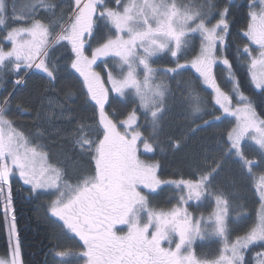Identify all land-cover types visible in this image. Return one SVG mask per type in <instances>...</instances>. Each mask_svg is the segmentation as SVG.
<instances>
[{"label":"snow or ice","instance_id":"6c2138e0","mask_svg":"<svg viewBox=\"0 0 264 264\" xmlns=\"http://www.w3.org/2000/svg\"><path fill=\"white\" fill-rule=\"evenodd\" d=\"M233 6L232 0H29L17 13L15 0H0V87L9 77L13 90L27 87L36 76L45 93H56L62 74L74 73L79 87L65 96L91 111L78 117L67 100L58 104L72 125L66 138L78 167L70 172L49 163L43 145L18 130L14 91L0 96V198L10 253L0 264H24L13 199L17 177L26 195L52 197L47 214L61 235L78 241L75 247L57 243L55 264H264V110L256 100L264 105V0H247L248 23L238 33L243 47H234ZM98 61L107 80L95 70ZM219 65L227 89L215 73ZM238 65L246 68V81ZM189 70L195 75L185 81ZM201 84L211 89L210 99L198 90ZM114 100L122 111H108ZM177 104L194 125L191 133L223 130L210 137L214 146L187 154V178L164 180L159 162L141 159V146L143 153L163 150V121ZM185 141L168 138L174 151ZM242 182L254 187L260 209L233 238L232 197L224 184ZM165 185L174 188L171 208L152 204ZM205 200L207 214L190 210ZM212 237L215 253L198 254L196 242Z\"/></svg>","mask_w":264,"mask_h":264},{"label":"trees","instance_id":"16d2710c","mask_svg":"<svg viewBox=\"0 0 264 264\" xmlns=\"http://www.w3.org/2000/svg\"><path fill=\"white\" fill-rule=\"evenodd\" d=\"M29 0H15V6L17 13H24L26 11V5ZM54 3L67 5L70 0H53ZM111 4L113 0H108ZM221 4L226 2V0H219ZM232 38L235 44H239L243 47L244 41L240 40L238 33L246 28L248 23L247 19V0H232ZM59 12V9H57ZM0 34H4L2 26H0ZM104 34L103 25L100 26V30L97 31L96 36L99 39ZM5 43L6 47L9 45ZM196 43L199 41L197 39ZM95 44V41H93ZM192 55V53H189ZM111 63V60H109ZM167 63L165 60H160L156 66H165ZM105 63L101 61L97 64L96 70L98 72H103ZM239 69V76L242 81L247 79L246 68ZM223 66L219 65L215 68V73L219 78V82L224 85L227 89L230 87L228 83L227 73L222 71ZM63 79L57 84L56 93H45L44 85L38 77L34 76L29 79L27 87L17 86L15 90L12 88V78L0 87V96L5 95L8 91H14V104L12 118L15 120L16 124L19 126L18 130H21L25 135L29 136L33 140V145H43L40 148L44 152H49L51 155V163L53 166H58L63 163L65 167L71 170L78 167V164L74 162L75 154L71 153V145L69 140L66 138L67 131L72 127L68 124L65 119L60 115L61 109L58 107L59 103H63L67 100V103L72 105L73 110L77 113L78 117L90 116V110H83L80 100L69 99L65 96L66 93H75L79 85L77 84V78L74 73L65 72L62 74ZM192 75H195L194 71L189 70L183 76V80L187 81ZM182 84L181 89L185 88ZM245 94L251 95L252 93L247 91L248 85L244 84ZM201 90L208 99L210 96L207 94L210 91L204 85H199ZM258 92V90H255ZM177 97H179V92H177ZM258 110H264V105H261L260 98L257 97ZM19 103L21 108H16V104ZM171 103V101H169ZM23 109V110H22ZM114 110H123L121 105L115 100L112 102L111 106L108 108L109 112ZM183 109L179 104L172 107L171 111L166 114L163 124V131L160 135V142L163 146L161 148H155L152 154L143 155L146 158H150L155 162H159L161 165L160 174L161 178L164 180L170 179H181L187 178L182 174L188 171V159L187 154L190 153L194 148H199L201 146L212 147L214 146V141L210 139L213 135H218L220 131L223 130V125L220 127H212L206 131H201L197 133H191L190 129L194 127L189 121L185 120L180 113ZM37 112H39V117H37ZM143 123V120H141ZM172 137L176 140L185 141L184 147L179 151H174L168 142V138ZM69 155L73 157L69 160ZM259 176L260 172L257 170ZM13 184V199L15 207V216L17 221V227L19 231L20 240L22 243L23 259L24 264H55V257L52 254L56 248L57 243L60 244L61 248L68 245L75 247L78 244L76 240H70L66 236L61 235L60 227L54 222L53 218L47 214V199L49 196H39L32 197L26 195L23 192L21 185L18 180L14 179ZM224 187L226 191L232 197L233 209L231 216L233 218L232 227L236 230L233 232V237L236 234H242V231L249 227L256 219L257 211L260 207L259 197L255 196L253 193L255 191L254 187L251 186L250 182H242L241 184L233 187L230 183H225ZM170 187H163L157 200V205L168 208L175 202V199H171L173 193H168ZM242 206V208H241ZM194 210V209H192ZM211 210L210 202L205 200L202 209L194 210L197 215L200 213L207 214ZM237 213H241V216H237ZM202 243L196 242L194 248L198 254H214L218 249V243H213L212 245H203ZM212 246V247H211ZM218 246L217 248H214ZM214 248V249H213ZM259 250V249H258ZM9 252L8 248V237L5 230L4 224V203L3 199L0 198V256H5ZM47 254V255H46Z\"/></svg>","mask_w":264,"mask_h":264},{"label":"rangeland","instance_id":"374dc122","mask_svg":"<svg viewBox=\"0 0 264 264\" xmlns=\"http://www.w3.org/2000/svg\"><path fill=\"white\" fill-rule=\"evenodd\" d=\"M178 2H182V3H187L188 2V0H178ZM9 47H10V45H9ZM101 61H98V63H100ZM97 63V64H98ZM97 66V65H96ZM96 66H95V70H96ZM104 69H105V67H104ZM97 71V70H96ZM192 71H194V70H192ZM98 72V71H97ZM195 73V72H194ZM102 75L104 76V79L105 80H107V74L105 73V74H103V72H102ZM183 84V83H182ZM182 84H180V88L182 87ZM107 87H111V85H107ZM171 87L173 88V90H176L177 89V85H176V83L173 81L172 83H171ZM185 87V86H184ZM207 88V87H206ZM208 89V88H207ZM210 92H211V89H208ZM178 94V93H177ZM39 150H41V149H39ZM42 151V150H41ZM149 155V154H152V153H143V147L141 146V159H143V160H146V161H149V162H155V161H153V160H151L150 158H146V157H144L143 155ZM251 154V153H250ZM257 174H258V172H257ZM14 179H16V180H18V177L17 178H14ZM13 179V180H14ZM178 180V179H177ZM164 186H162L161 188H163ZM165 187H170V189H169V192L168 193H174V188L173 187H171V186H167V185H165ZM160 188V189H161ZM160 189L158 190V192H160ZM157 192V194H159ZM157 194H155L153 197H152V204L154 205V206H157V207H160V208H166V207H163V206H161V205H157V200L156 199H159V197H158V195ZM52 199V197H49L48 199H47V204H46V207L48 208V204L50 203V200ZM176 202V201H175ZM175 202L173 203V204H175ZM204 202L205 201H203L199 206H197V205H195V204H193V206H192V208L190 209V210H192V209H194V210H200V209H202V207H203V205H204ZM173 204L172 205H170L168 208H171L172 206H173ZM259 209H260V207H259ZM259 209H258V211H259ZM257 211V212H258ZM256 216H257V214H256ZM8 223L10 224L11 223V220H10V217H9V221H8ZM4 224H5V230H6V233H7V237H9V234H8V226L6 225V223H5V211H4ZM234 238V237H233ZM203 242H206V243H203V245H206V246H208V245H212L213 243H218L217 242V239L215 238V237H212V238H209V239H206V240H204ZM198 243H202L201 241H198ZM165 246H167L166 244H165ZM195 246V245H194ZM218 246H219V244H218ZM218 246H216V247H214V248H217ZM212 247V246H211ZM213 248V249H214ZM10 256V253L8 252V254L7 255H5V256H0V258H6V257H9Z\"/></svg>","mask_w":264,"mask_h":264}]
</instances>
